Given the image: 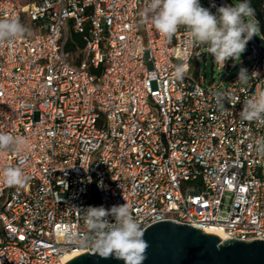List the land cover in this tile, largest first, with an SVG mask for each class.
Returning a JSON list of instances; mask_svg holds the SVG:
<instances>
[{
  "label": "built area",
  "instance_id": "1",
  "mask_svg": "<svg viewBox=\"0 0 264 264\" xmlns=\"http://www.w3.org/2000/svg\"><path fill=\"white\" fill-rule=\"evenodd\" d=\"M204 1L213 13L235 5ZM147 2L0 0V19L29 30L0 43V132L26 140L0 151V170L29 177L0 182V264L94 253L86 209L126 203L143 231L173 220L264 240V121L240 116L264 91V32L246 46L247 83L242 64L228 84H207L191 71L206 47L183 28L159 35L142 19Z\"/></svg>",
  "mask_w": 264,
  "mask_h": 264
},
{
  "label": "clouds",
  "instance_id": "2",
  "mask_svg": "<svg viewBox=\"0 0 264 264\" xmlns=\"http://www.w3.org/2000/svg\"><path fill=\"white\" fill-rule=\"evenodd\" d=\"M142 19L169 40L180 28L185 29L191 46L206 47L214 60L220 63L241 58L248 42L260 30L249 0L216 7L215 13L202 6L200 0H148ZM28 31L18 18L0 19V43H14ZM185 70L183 64L177 65L174 76L182 78ZM237 80L247 83L249 71L241 68ZM240 116L244 121H264V91L245 101ZM25 148L24 137L0 132V151L19 153ZM28 180L20 166L9 165L0 170V182L8 186L22 187ZM85 220L89 230L86 245L93 248L98 256L104 259L114 257L123 260L124 264H143L149 245L143 239L144 231L127 203L109 210L89 207Z\"/></svg>",
  "mask_w": 264,
  "mask_h": 264
},
{
  "label": "water",
  "instance_id": "3",
  "mask_svg": "<svg viewBox=\"0 0 264 264\" xmlns=\"http://www.w3.org/2000/svg\"><path fill=\"white\" fill-rule=\"evenodd\" d=\"M149 247L143 264H264V240L222 239L189 224L173 220L155 222L144 230ZM65 264H124L85 252Z\"/></svg>",
  "mask_w": 264,
  "mask_h": 264
},
{
  "label": "rangeland",
  "instance_id": "4",
  "mask_svg": "<svg viewBox=\"0 0 264 264\" xmlns=\"http://www.w3.org/2000/svg\"><path fill=\"white\" fill-rule=\"evenodd\" d=\"M232 1L235 4L238 2V0H232ZM200 3L205 8L210 9V7L206 4L204 0H200ZM256 34H259V31ZM204 52H206L205 55H201L198 58V60L194 59L191 65V71L195 75H198L201 78L205 79L207 84H210L212 81L215 83L223 82L224 84H228L232 76L240 69L242 64H243V68L246 69L250 65L249 62L244 63L245 52H247V50H245V52L242 53L241 58L232 61V65L234 67V69L232 70L224 69V67L219 69L218 65L224 66L226 62L225 63L216 62L210 53H208L207 51Z\"/></svg>",
  "mask_w": 264,
  "mask_h": 264
},
{
  "label": "trees",
  "instance_id": "5",
  "mask_svg": "<svg viewBox=\"0 0 264 264\" xmlns=\"http://www.w3.org/2000/svg\"><path fill=\"white\" fill-rule=\"evenodd\" d=\"M251 7L254 10V18L256 21L259 22V29L260 31L264 32V9L262 8L261 0H249ZM257 36V34H255ZM231 59L228 60L230 63Z\"/></svg>",
  "mask_w": 264,
  "mask_h": 264
},
{
  "label": "bare ground",
  "instance_id": "6",
  "mask_svg": "<svg viewBox=\"0 0 264 264\" xmlns=\"http://www.w3.org/2000/svg\"><path fill=\"white\" fill-rule=\"evenodd\" d=\"M207 232H209V233H216V234H218L222 239H225V235H224V233H223L221 230H219V229H208ZM73 257H75V254H69L68 256H66V257L64 258V260H65V261H69V260L72 259Z\"/></svg>",
  "mask_w": 264,
  "mask_h": 264
}]
</instances>
